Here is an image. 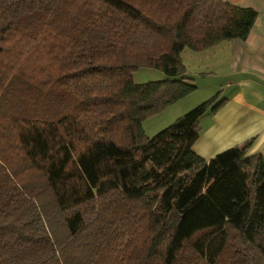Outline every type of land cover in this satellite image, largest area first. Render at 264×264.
<instances>
[{"label": "trees", "instance_id": "obj_1", "mask_svg": "<svg viewBox=\"0 0 264 264\" xmlns=\"http://www.w3.org/2000/svg\"><path fill=\"white\" fill-rule=\"evenodd\" d=\"M226 0H0V264H264V162L247 141L192 151L218 93L180 54L243 41ZM146 67L170 79L134 84ZM172 78V79H171Z\"/></svg>", "mask_w": 264, "mask_h": 264}, {"label": "crops", "instance_id": "obj_2", "mask_svg": "<svg viewBox=\"0 0 264 264\" xmlns=\"http://www.w3.org/2000/svg\"><path fill=\"white\" fill-rule=\"evenodd\" d=\"M226 1L257 16L243 41L221 42L196 53L208 52V66L198 74L220 76L210 93L224 95L226 102L215 114L199 118L200 133L191 149L207 161L250 140L246 156L259 154L264 162V0Z\"/></svg>", "mask_w": 264, "mask_h": 264}, {"label": "rangeland", "instance_id": "obj_3", "mask_svg": "<svg viewBox=\"0 0 264 264\" xmlns=\"http://www.w3.org/2000/svg\"><path fill=\"white\" fill-rule=\"evenodd\" d=\"M208 52L196 54V52L184 49L180 54L182 65L185 68V75L192 79L195 90L184 98L167 106L158 114L151 116L141 122V130L146 137L155 135L160 130L170 125L178 117L182 116L198 104L202 103L214 93L210 90L221 82L220 76L205 75L200 76L198 73L201 69L206 68L210 61ZM131 81L134 84H142L146 82H157L170 79L162 72L151 68L141 67L131 73ZM172 79V78H171ZM224 95L218 96V99H223Z\"/></svg>", "mask_w": 264, "mask_h": 264}]
</instances>
